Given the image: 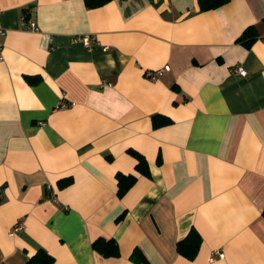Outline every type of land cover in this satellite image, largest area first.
<instances>
[{"label":"crops","instance_id":"1","mask_svg":"<svg viewBox=\"0 0 264 264\" xmlns=\"http://www.w3.org/2000/svg\"><path fill=\"white\" fill-rule=\"evenodd\" d=\"M0 11V264L38 249L53 264H138L135 250L149 264H264V0L208 12L197 0H0ZM119 173L136 178L122 198ZM191 229L189 260L177 244ZM98 238L119 257L95 252Z\"/></svg>","mask_w":264,"mask_h":264},{"label":"trees","instance_id":"2","mask_svg":"<svg viewBox=\"0 0 264 264\" xmlns=\"http://www.w3.org/2000/svg\"><path fill=\"white\" fill-rule=\"evenodd\" d=\"M89 7L101 6L110 0H86ZM230 0H197L200 12H208L216 10ZM255 39L254 28L250 27L244 31L243 35L239 38V42L249 46ZM128 153L135 158L137 164L135 170L140 175L149 176L148 164L146 160L137 152L129 150ZM117 180V197L122 198L126 192L134 185L136 178L133 175H116ZM71 184L70 179H63L58 182L59 188L67 187ZM201 239L197 231L191 229L187 237L177 244V252L183 257L191 260L193 259L200 248ZM92 249L103 256L104 258H117L119 257V250L115 240L98 238L92 243ZM131 261L138 264H149L143 254L135 250L131 255ZM54 259L45 250L38 249L37 252L29 258L25 264H53Z\"/></svg>","mask_w":264,"mask_h":264},{"label":"built area","instance_id":"3","mask_svg":"<svg viewBox=\"0 0 264 264\" xmlns=\"http://www.w3.org/2000/svg\"><path fill=\"white\" fill-rule=\"evenodd\" d=\"M0 14H1V11H0ZM23 25H25V27L29 30H35L36 29L35 23H33V22H27V23L23 22ZM5 34H6V31L0 26V62L2 61L3 39L5 37ZM81 41L86 47H88L90 45L91 39L88 36H84V37H81ZM167 70H168L167 68L160 69V70L155 71L153 73H149L148 76L155 79V78L161 76ZM235 72L241 76H245V74H246L245 70L241 67H237L235 69ZM67 106H68L67 103L61 102V103H59L58 108L59 109H65ZM22 229H23V225L21 223L17 224L13 228V233H16ZM215 254H216L217 258H223V256H224L223 253H221V252H216Z\"/></svg>","mask_w":264,"mask_h":264}]
</instances>
